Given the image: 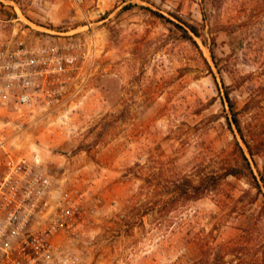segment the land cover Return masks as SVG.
<instances>
[{"label":"rangeland","instance_id":"obj_1","mask_svg":"<svg viewBox=\"0 0 264 264\" xmlns=\"http://www.w3.org/2000/svg\"><path fill=\"white\" fill-rule=\"evenodd\" d=\"M68 40L74 95L9 139L87 193L77 264H264V0H0V42Z\"/></svg>","mask_w":264,"mask_h":264},{"label":"built area","instance_id":"obj_2","mask_svg":"<svg viewBox=\"0 0 264 264\" xmlns=\"http://www.w3.org/2000/svg\"><path fill=\"white\" fill-rule=\"evenodd\" d=\"M77 45L0 42V264H77L94 210L86 192L54 187L38 155L15 154L9 137L60 115L75 93ZM87 189L96 188V183Z\"/></svg>","mask_w":264,"mask_h":264},{"label":"trees","instance_id":"obj_3","mask_svg":"<svg viewBox=\"0 0 264 264\" xmlns=\"http://www.w3.org/2000/svg\"><path fill=\"white\" fill-rule=\"evenodd\" d=\"M160 16V15H159ZM161 17V16H160ZM163 18V17H161ZM180 28V27H179ZM186 31H184L186 33V36L189 40H191L194 43V41L192 40L191 36L188 35V33H192L194 36H198V31L195 27L193 26H189L187 25L186 27ZM211 58L212 60H214L213 58V55L211 54ZM215 64V62H214ZM225 88V92H224V100L226 101L227 103V106H228V109L231 113V118H230V125L231 123L235 126L236 130L238 132H240V126H239V121L237 119V113L234 109V105L233 103L231 102V100L229 99V94L226 90V87L224 86ZM247 147V152L250 156H252V153H251V150L250 148L248 147V145H246ZM239 150L241 152V156H242V159H243V162L246 166V168L249 170V174L251 176V178L253 179L254 181V188L258 191V192H261V189H264V180H261V182L263 183V187H261L259 185V183L256 181V178L255 176L253 175L251 169H250V165L248 163V160H247V157L245 155V152L239 147ZM237 176V173H235V171H229L228 173L222 175L221 177H215V176H208L206 178H204L203 180L200 181L199 184L197 185H194L193 187H190L191 189L190 190H185L184 188L182 189V193L183 195H187L188 197H191V198H200L206 191H208L211 187H215L216 185H218L219 183V180L221 178H223L224 176Z\"/></svg>","mask_w":264,"mask_h":264}]
</instances>
